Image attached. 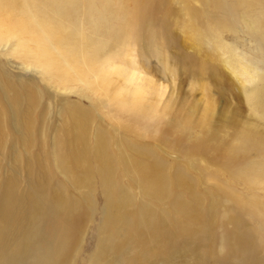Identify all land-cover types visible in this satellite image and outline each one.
I'll return each mask as SVG.
<instances>
[{
  "label": "bare ground",
  "instance_id": "1",
  "mask_svg": "<svg viewBox=\"0 0 264 264\" xmlns=\"http://www.w3.org/2000/svg\"><path fill=\"white\" fill-rule=\"evenodd\" d=\"M140 1L153 4L156 11L139 8L133 21L126 22L121 17L113 21L112 16L120 13L111 8L109 12L107 0H0V264H70L93 208L88 193L95 179L104 204L91 264H264V218L251 209L252 221L244 219L243 210H235L236 204L246 205L244 200L217 184L225 200L205 203L210 196L195 195L187 173L159 162L148 145L117 135L113 127L105 129L101 123L92 127L94 108L104 107L99 98L107 97L138 119L152 115L151 105L124 101L120 92L110 94L107 75L126 48L144 40L154 43L145 29L148 20L152 23L160 15L166 22L182 11L177 4L184 3L185 15L192 20L208 17L232 34L243 31L264 55V0H195L200 9L190 7L192 0ZM202 31L208 40L219 42L213 27ZM223 54L255 121H247L235 142L221 140L224 151L217 147L212 151L219 137L202 127L194 156L227 171L238 165L250 171L251 166L244 164L246 154L264 149V133L257 131V125H264V65L235 53L230 45ZM14 65L21 73L35 70L47 77L54 90H79L81 97L95 102L94 108L67 101L63 109L51 112L53 99L42 102L44 94L34 76L12 74L9 66ZM55 117L60 119L56 130ZM130 122L126 123L134 135L137 123ZM48 139L57 169L88 188L84 203L71 200L65 185H56L47 173ZM121 179H127L126 184ZM178 186L189 190L186 201L174 194ZM133 187L158 200L170 196L180 218L157 212L132 194Z\"/></svg>",
  "mask_w": 264,
  "mask_h": 264
},
{
  "label": "rangeland",
  "instance_id": "2",
  "mask_svg": "<svg viewBox=\"0 0 264 264\" xmlns=\"http://www.w3.org/2000/svg\"><path fill=\"white\" fill-rule=\"evenodd\" d=\"M107 1L109 12L111 8L113 13H120V16L116 14L112 16L113 21L121 20V17L126 22H132L134 13L139 8L148 7L149 12L156 11L151 3L148 4L149 6L140 5V0ZM183 5L184 3L177 4L182 11L175 13L166 22L159 18L158 13L152 23L148 20L145 29L153 36L154 43L148 44L144 40L133 44L132 49L126 48L113 60L114 66L107 69L109 93L120 92L122 95L119 98L124 101L136 102L144 106L151 105L153 113L150 116L138 119L136 114L134 117L129 113L130 111L124 112L118 109L114 103L107 100V97V99L99 98L98 101H103L104 107L96 111L95 102L81 97L79 95L81 92L75 88L72 92L54 90L47 77L44 78L35 70L21 73L15 65L9 66L10 70L12 74H21L25 78L34 76L32 80L36 81L44 94L42 102L46 103L53 99L54 107L51 112H55L58 107L63 109L68 102H75L84 108H94L93 129L97 128L96 123H101L105 129L113 127L117 135L132 139L140 145H148L151 155L159 162L187 173L193 182L195 195L200 196L201 199L210 196L209 199L204 200L205 203L218 199L225 200L224 192L218 188V184L244 200L246 205H235L236 211L243 210L244 219L252 221L251 209L258 215L257 217L263 219L264 149L246 154L244 164L251 166L250 171H245L243 165L227 171L202 156L195 157L193 146L201 140L202 127L214 130L219 137L216 143L213 141L215 143L212 147L213 151L215 147L222 149L221 140L227 143L235 142L238 134L247 129V121H255V116L241 93L239 80L223 63L226 58L223 48L230 45L235 53L244 55L248 60L252 58L262 65H264V55L257 51L256 40L245 32L232 34L228 27H221L218 22L208 17H203V22L194 21L185 15ZM189 5L192 9L201 7L195 0L190 1ZM257 24L259 23L255 22V25ZM203 27H213L219 36V42L208 40L202 31ZM156 113L161 114L156 115ZM174 120L176 122H173ZM130 121L137 123L136 127L134 126V135L129 130L132 129L131 125L126 123H131ZM59 122L60 119L55 117L53 129L56 130ZM172 122L176 123L175 127L170 124ZM200 122L203 123L197 125ZM189 123L191 125L187 126ZM145 124L150 126V131H146L148 128ZM163 130L168 135L163 134ZM257 131L264 133V125H257ZM142 132L143 135L139 134ZM53 148L51 140L48 139L44 149L47 173L54 183H57L56 185H65L66 194L71 200L77 199L84 203L82 196L88 193V188L80 186L77 181L71 179L65 174L64 169L62 171L57 169ZM224 150L225 148L222 149ZM209 156L210 152L208 159ZM139 158L142 162L146 161L145 156L139 155ZM242 162L239 161V164ZM235 169L238 171L233 173ZM80 182L85 180L81 178ZM126 182L127 179H121V184ZM131 189L133 195L148 202L157 212L170 214L174 219L180 218V214L172 206L173 198L170 196L163 201L145 195L140 189L134 187ZM100 191L95 179L93 189L91 188L88 193L92 195L93 208L92 211L90 208V217L82 228L79 248L70 264H91L88 259L97 247L98 234L101 233L98 226L101 224L100 209L104 204V197ZM188 191L182 186L174 187V194L181 195L185 201Z\"/></svg>",
  "mask_w": 264,
  "mask_h": 264
}]
</instances>
